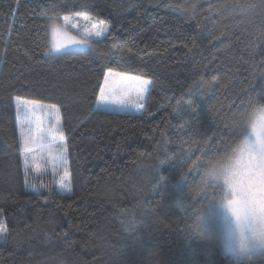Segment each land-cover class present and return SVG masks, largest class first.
<instances>
[{
    "label": "trees",
    "instance_id": "16d2710c",
    "mask_svg": "<svg viewBox=\"0 0 264 264\" xmlns=\"http://www.w3.org/2000/svg\"><path fill=\"white\" fill-rule=\"evenodd\" d=\"M78 11L108 33L46 56L49 17ZM109 69L152 80L143 111L96 107ZM17 97L58 106L71 192L27 185ZM256 98L264 0H0V264H264L228 253L205 218L217 203L191 193ZM201 205L204 235L190 237Z\"/></svg>",
    "mask_w": 264,
    "mask_h": 264
},
{
    "label": "clouds",
    "instance_id": "9594fccd",
    "mask_svg": "<svg viewBox=\"0 0 264 264\" xmlns=\"http://www.w3.org/2000/svg\"><path fill=\"white\" fill-rule=\"evenodd\" d=\"M234 127L236 134L228 147L202 159L197 169L199 179L191 183V193L193 197H208L209 202L215 201L229 209L241 235L236 255L250 260L253 254L264 251V101L258 98L250 101L234 121ZM161 176L158 180L163 183L166 177L161 180ZM183 180L191 181V178L183 173ZM237 198L243 207L239 217L231 204ZM174 206L184 210L188 205L177 199ZM203 209L201 205L195 211L190 237L204 235Z\"/></svg>",
    "mask_w": 264,
    "mask_h": 264
},
{
    "label": "snow or ice",
    "instance_id": "6c2138e0",
    "mask_svg": "<svg viewBox=\"0 0 264 264\" xmlns=\"http://www.w3.org/2000/svg\"><path fill=\"white\" fill-rule=\"evenodd\" d=\"M82 7H87L83 5ZM82 17L84 21L92 20V17L88 15L86 11H78L70 13V15H64L62 17L63 23H58L60 17H49V32L51 40L49 41L46 56L53 57L55 54H62L65 56L73 55L76 52V48L84 46L86 48H94L95 43H99L108 33L110 25L100 21L99 24H91L89 27L87 24L78 29L77 25L71 23V18ZM69 28L78 31L81 36L80 39L76 35H72L69 32ZM113 47H116L114 44ZM118 78V80L116 79ZM118 84L119 86H113ZM151 81L144 79L140 76H131L126 73L113 72L111 69L104 75L103 86L100 87L99 95L96 103L98 106L116 105L121 110H140L143 108V104L140 103L144 99L145 93L148 91V86ZM16 114L17 122L19 126V136L21 143V152L23 155V162L25 165V172L29 171L30 158L35 160L36 148H43L44 145L37 144V133L40 132L39 124L33 127L35 121L33 117L37 115L38 110L47 109L49 115L55 120L57 127L49 128L47 130L48 136L51 138V143L46 147L48 154L52 159H59L60 163L64 166V174L60 177L59 184L62 191H71V174L67 170V161L65 153L67 151L64 143L65 137L62 130L59 129L60 116L59 108L57 105H44L40 101L36 100H24L20 97L16 98ZM191 103V101H189ZM55 113V115H52ZM59 144V148L55 149L56 155H53L52 145ZM165 163L161 161V164ZM164 179L163 176L160 177ZM233 212L239 215L243 211V207L239 198L232 201ZM6 228L3 223L0 222V240L5 238Z\"/></svg>",
    "mask_w": 264,
    "mask_h": 264
},
{
    "label": "rangeland",
    "instance_id": "374dc122",
    "mask_svg": "<svg viewBox=\"0 0 264 264\" xmlns=\"http://www.w3.org/2000/svg\"><path fill=\"white\" fill-rule=\"evenodd\" d=\"M66 15H70V14H66ZM88 15L90 17H92V20L86 22L83 20L82 17L73 16L71 18V23L76 24L78 29H82L86 24L90 27L91 24H93V23L98 25L100 21H103V20H98V19L94 18L90 14H88ZM62 17H60L61 19L57 21L58 23H61V24L63 23ZM103 22L110 25L106 21H103ZM69 32L72 35H76L78 39L81 38V36L78 34V31L69 28ZM78 48H86V47L79 46ZM112 71L118 72V73H124V72L117 71V70H112ZM107 72H108V70L106 71V73ZM126 74L131 75V76H140L144 79H148L151 81V84L148 86V91L144 95V99L142 101H140V103L143 104V108H144L147 97H148V93H149L150 88L152 86V80L149 77H146L143 75L130 74V73H126ZM116 79L118 80V78H116ZM103 81H104V79H103ZM102 86H103V83H102ZM113 86L118 87L119 85L116 84ZM22 99L32 100V99H27V98H22ZM36 101H39V100H36ZM41 103L44 105H53V104L45 103V102H41ZM96 107L101 108V109H108V110H115V111H127V112H134V113H140L141 111H143V108H141L138 111L137 110H131V109L121 110L118 108V106L111 105V104L107 105V106H98L96 103ZM58 114L60 116V123H59L58 127L63 132V135L65 137L64 143L66 145L67 137H66L64 130H63L60 110H59ZM52 115H55V113H53ZM33 120L35 121L33 127L35 128L36 124H39V127H40V132L36 134L38 137L37 144L38 145L42 144V145H44V147L43 148H41V147L36 148L34 161L31 160V158H30L29 171L27 172V174L25 172V175L27 178V185L29 186L30 189H33V190H35L37 187H44V188L45 187L46 188L55 187L60 192L69 193L66 191H62L60 184H59L60 177L63 176V174H64V166L60 163L59 159L50 158V156L48 154V149L46 147L48 144L51 143V138L48 136L47 130L49 128H56L57 127L56 122L52 118V116L49 115V110H47V109L38 110L37 115L35 117H33ZM59 146H60L59 144H53L52 145L53 155H56L55 149L59 148ZM65 156H66V161H67V165H66L67 170L70 172V167H69L68 157H67V151L65 153ZM24 171H25V165H24ZM205 218L207 220L206 222L208 223V227L213 226L214 228L218 229V232H219L220 237L222 239V243H223L225 250L232 255H236L239 252L241 235H240L239 227H238L233 215L229 211V209L226 207H221L219 204H217V205H215L209 209V211L205 214ZM208 220H211L212 222L209 223ZM228 250H230V252Z\"/></svg>",
    "mask_w": 264,
    "mask_h": 264
}]
</instances>
